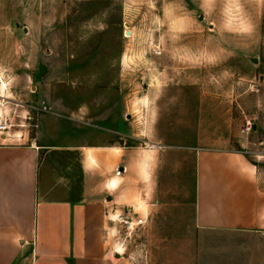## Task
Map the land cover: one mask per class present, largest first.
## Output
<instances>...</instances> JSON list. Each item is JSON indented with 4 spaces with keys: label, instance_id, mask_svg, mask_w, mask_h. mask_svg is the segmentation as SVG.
<instances>
[{
    "label": "rangeland",
    "instance_id": "obj_1",
    "mask_svg": "<svg viewBox=\"0 0 264 264\" xmlns=\"http://www.w3.org/2000/svg\"><path fill=\"white\" fill-rule=\"evenodd\" d=\"M0 74L9 142L112 131L146 159L160 152L161 187L188 184L189 197L197 148L227 143L264 162V0H0ZM189 197L172 209L184 218L158 227L150 203L117 198V264H186L185 243L167 240L191 224Z\"/></svg>",
    "mask_w": 264,
    "mask_h": 264
},
{
    "label": "crops",
    "instance_id": "obj_2",
    "mask_svg": "<svg viewBox=\"0 0 264 264\" xmlns=\"http://www.w3.org/2000/svg\"><path fill=\"white\" fill-rule=\"evenodd\" d=\"M88 133L86 141L57 134L30 143L0 133V264L119 263L106 237L120 197L150 203L145 215L157 227L184 218L172 209L184 205L189 186L161 187L160 152L146 159L145 150L114 143L112 131L104 139ZM192 158L191 224L167 244L185 243L186 264L194 249L195 264H264V162L227 143L197 148Z\"/></svg>",
    "mask_w": 264,
    "mask_h": 264
},
{
    "label": "built area",
    "instance_id": "obj_3",
    "mask_svg": "<svg viewBox=\"0 0 264 264\" xmlns=\"http://www.w3.org/2000/svg\"><path fill=\"white\" fill-rule=\"evenodd\" d=\"M2 129H5V127H2ZM252 130H253V123H252L251 120H248L246 122V126H245L243 132L246 133V134H249ZM241 153L246 156L247 154H250V153H253V152H251V151H242ZM145 222L146 221L144 219H140V220H138L137 225H143V224H145ZM127 224L131 225V223H129V222H127Z\"/></svg>",
    "mask_w": 264,
    "mask_h": 264
},
{
    "label": "bare ground",
    "instance_id": "obj_4",
    "mask_svg": "<svg viewBox=\"0 0 264 264\" xmlns=\"http://www.w3.org/2000/svg\"><path fill=\"white\" fill-rule=\"evenodd\" d=\"M0 81L2 82V79H1V77H0ZM1 96V95H0Z\"/></svg>",
    "mask_w": 264,
    "mask_h": 264
}]
</instances>
